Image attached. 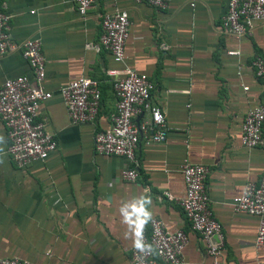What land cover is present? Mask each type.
<instances>
[{
    "label": "crops",
    "instance_id": "crops-1",
    "mask_svg": "<svg viewBox=\"0 0 264 264\" xmlns=\"http://www.w3.org/2000/svg\"><path fill=\"white\" fill-rule=\"evenodd\" d=\"M1 3L12 41H40L42 86L54 95L40 105L36 121L43 123L56 149L42 162L17 168L6 154L0 122V257L32 264H130L133 245L119 208L149 189L153 217L167 231L187 236L184 264H211L176 202L184 195L180 165L187 159L208 169L204 186L220 225L225 263L264 264V249L252 245L256 218L234 213L230 206L245 182L257 181L264 172V147L247 150L238 141L246 111L264 103L250 66L264 54V23L241 37L221 34L227 0H169L162 10L144 1H98L83 17L70 0ZM115 10L125 11L129 20L122 64L102 48L85 47L98 45L101 15ZM124 67L151 82V103L162 112L166 131L159 143L140 138L132 183L120 177L129 167L126 159L93 151L94 134L109 126L114 113L113 77L107 71ZM17 76L31 78L26 61L18 52L1 56L0 84ZM80 76L98 82L99 109L95 122L71 124L55 94Z\"/></svg>",
    "mask_w": 264,
    "mask_h": 264
},
{
    "label": "built area",
    "instance_id": "built-area-1",
    "mask_svg": "<svg viewBox=\"0 0 264 264\" xmlns=\"http://www.w3.org/2000/svg\"><path fill=\"white\" fill-rule=\"evenodd\" d=\"M76 13L83 17L95 2L108 0H70ZM144 1L149 7L162 10L169 0ZM193 6V4H189ZM0 4V57L18 52L30 68L31 78L17 76L5 79L0 84V122L4 126L9 160L23 169L35 161H44L56 149V142L44 130L43 123L36 121L40 105L51 99L54 93L42 86L44 60L40 41L26 38L12 41L9 35V16ZM264 23V0H227L226 11L220 19L219 32L224 35L241 37L254 25ZM129 20L123 10L105 12L100 18L101 34L98 45L87 43V49L106 50L112 61H124V43L128 35ZM236 55L237 52H229ZM253 75L264 91V54L256 56L250 63ZM112 76L111 88L115 97L114 113L107 128L93 136V151L103 156H119L127 160L129 167L121 171L120 177L127 182L137 178L135 151L140 138L145 143H159L165 138L164 116L160 109L151 103L153 86L146 76L124 67L121 70H108ZM247 90L246 86L242 87ZM63 104L71 124L93 123L99 109L100 92L98 82L80 76L55 94ZM145 117L136 122V117ZM239 145L251 150L264 147V103L258 104L244 114L238 135ZM208 169L206 166L183 159L180 176L184 185V195L176 202L187 221L191 232L195 233L211 264H226L225 247L220 225L214 219L208 205L204 186ZM163 196L173 200L167 193ZM176 200V199H174ZM234 213L256 218V233L252 241L255 249H264V172L257 181L247 180L239 195L230 202ZM145 242L153 246V252L141 254L133 246L130 249V264H184L182 250L187 244V236L181 230L167 231L156 217L144 231ZM0 264H32L16 257H0Z\"/></svg>",
    "mask_w": 264,
    "mask_h": 264
},
{
    "label": "clouds",
    "instance_id": "clouds-1",
    "mask_svg": "<svg viewBox=\"0 0 264 264\" xmlns=\"http://www.w3.org/2000/svg\"><path fill=\"white\" fill-rule=\"evenodd\" d=\"M2 142L3 137H0V143ZM149 192V189H145L144 194L123 202L119 208L121 223L127 229L125 236L132 240L133 248L141 254L153 252V246L144 239V231L153 220L150 210L152 199Z\"/></svg>",
    "mask_w": 264,
    "mask_h": 264
}]
</instances>
